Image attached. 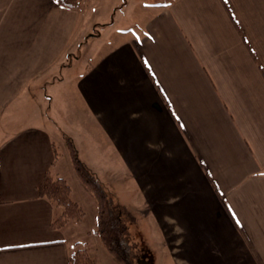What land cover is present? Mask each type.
<instances>
[{
    "label": "crops",
    "instance_id": "1",
    "mask_svg": "<svg viewBox=\"0 0 264 264\" xmlns=\"http://www.w3.org/2000/svg\"><path fill=\"white\" fill-rule=\"evenodd\" d=\"M87 7L0 0V264L88 252L83 200L53 230L38 196L60 177L54 123L94 176H123L114 203L140 209L130 230L161 241V264H264V0H170L97 52Z\"/></svg>",
    "mask_w": 264,
    "mask_h": 264
},
{
    "label": "rangeland",
    "instance_id": "2",
    "mask_svg": "<svg viewBox=\"0 0 264 264\" xmlns=\"http://www.w3.org/2000/svg\"><path fill=\"white\" fill-rule=\"evenodd\" d=\"M169 2L170 0H86V6H88V14L85 15L86 26H92L91 34L99 40L95 51L106 50L111 45L118 43L125 37V33L136 35L142 27L146 16L156 7L166 5ZM106 21H110V23L107 26H102V23ZM98 22H100V25H98ZM81 54V61H83L84 56L88 58V56L92 55V50L89 48V45H86ZM93 57L94 55L90 56L89 59ZM62 100L66 105H70L73 101L70 97H63ZM42 107L43 105L40 106V109ZM56 127L54 123L53 129L57 132L51 130L52 139L58 149L53 175L58 172L60 177L64 178L68 183L71 189L70 193L72 191L75 199L79 200L81 198L85 204L86 217L83 219V224L72 222L74 223L72 225H77L75 226L76 234L79 236L81 243H86L88 252L97 256L99 264H118L108 255L95 233H91V236L87 233L91 225H93L94 230L96 229V208L94 206H88V199L90 198H86L85 195L89 192H87L86 188L77 178L71 165L70 156L67 154L65 144ZM73 173L74 176H72ZM120 176L123 177L120 174L116 175L115 178L113 175L103 173L95 175L108 197L113 201L115 200V194H119L123 190L121 187L119 188L120 184L116 183L117 180H121ZM119 206L122 211V224L126 230V235L128 233L126 240L132 244V247H130V251L132 252L129 259L130 264H161L162 262L159 259L161 256L159 253L161 251V241L152 238L151 232L145 225L144 231L138 230L137 232H131L130 230L132 226H138L136 229H140L142 225L139 218L143 213L137 207H130L125 204ZM92 241H94L93 247L91 245ZM81 246L83 247V244ZM95 247H97V252Z\"/></svg>",
    "mask_w": 264,
    "mask_h": 264
},
{
    "label": "trees",
    "instance_id": "3",
    "mask_svg": "<svg viewBox=\"0 0 264 264\" xmlns=\"http://www.w3.org/2000/svg\"><path fill=\"white\" fill-rule=\"evenodd\" d=\"M66 8H77L81 0H54ZM65 144L70 156L71 165L81 184L92 194L96 202L95 234L108 255L118 264H130V243L126 240V230L122 224L121 207L110 199L102 185L90 170L79 159L71 139L65 137ZM264 175V171H263ZM38 196L48 201L54 208L60 209L59 215L52 218L50 227L62 229L69 221H79L84 213L70 195V187L60 177L45 173L39 186ZM69 264H97L84 249H77L69 254Z\"/></svg>",
    "mask_w": 264,
    "mask_h": 264
}]
</instances>
